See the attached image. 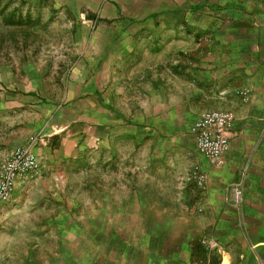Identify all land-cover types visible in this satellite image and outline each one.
Masks as SVG:
<instances>
[{"label":"rangeland","instance_id":"1","mask_svg":"<svg viewBox=\"0 0 264 264\" xmlns=\"http://www.w3.org/2000/svg\"><path fill=\"white\" fill-rule=\"evenodd\" d=\"M162 7L160 0H0L8 139L36 138L41 163L40 175L19 181L0 211V264H122L140 258L152 234L156 254L167 241L145 232L151 221L199 205L218 179L191 133L197 111L227 110L220 100L197 110L201 98L190 92L188 78L210 46L184 45L177 62L176 46L161 42L165 26L194 14ZM196 25L184 34L209 35L206 22ZM166 50L174 54L165 58ZM239 51L264 61V45ZM167 59L174 65L157 68ZM177 66L186 78L177 79Z\"/></svg>","mask_w":264,"mask_h":264},{"label":"crops","instance_id":"2","mask_svg":"<svg viewBox=\"0 0 264 264\" xmlns=\"http://www.w3.org/2000/svg\"><path fill=\"white\" fill-rule=\"evenodd\" d=\"M155 1L158 0H152ZM160 1L164 2L163 13L194 14L188 18L191 20L183 18L165 26L168 34L161 42L176 46L177 62L185 59L184 45L210 46L199 56L204 62L201 70L188 78L193 87L192 97L199 93L201 98L197 110L210 106L211 100L213 104L220 100L217 107L232 110L235 122L230 151L224 165L214 167L218 179L208 187L207 196L199 205L176 213L169 222L151 221L145 232H160L166 245L155 254L154 243L160 248V240L154 241V235H149L142 256H125L122 264H224L225 260L228 264H264V61L262 53L239 51L250 45H264V0ZM204 22L207 26L203 28L209 30V35L193 36L194 31L184 34ZM113 41L118 43L121 38ZM166 51L165 58L174 54ZM131 52L134 54L133 48ZM113 53L117 55V49ZM166 61L171 62L157 68L166 71L174 65L172 59ZM105 68L108 66L103 65V71ZM148 68L153 71L152 66H145ZM176 70L177 79L186 78L183 69L177 66ZM180 92L182 97L186 95L185 88ZM7 109L8 102H0V171L9 148L25 145L8 139ZM202 112L197 111L195 117ZM238 190L239 197L235 194ZM202 239L216 243L217 247L207 250L200 244ZM111 247L115 250L117 245L113 243Z\"/></svg>","mask_w":264,"mask_h":264},{"label":"built area","instance_id":"3","mask_svg":"<svg viewBox=\"0 0 264 264\" xmlns=\"http://www.w3.org/2000/svg\"><path fill=\"white\" fill-rule=\"evenodd\" d=\"M235 122L232 110H206L191 126L197 151L217 167L225 163V157L231 148V132ZM37 139L31 137L27 145L15 148L5 161L0 171V205L8 203L19 181H26L41 173V163L34 151ZM194 177L197 184L204 188L206 174L196 167ZM241 192L238 190L237 196ZM201 246L207 250L216 248V243L202 239ZM260 264H263L262 262Z\"/></svg>","mask_w":264,"mask_h":264}]
</instances>
